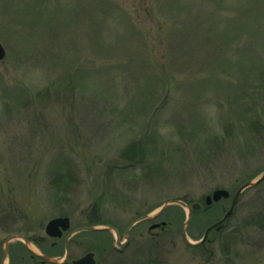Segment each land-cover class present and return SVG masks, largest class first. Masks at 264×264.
I'll list each match as a JSON object with an SVG mask.
<instances>
[{
	"label": "rangeland",
	"instance_id": "rangeland-1",
	"mask_svg": "<svg viewBox=\"0 0 264 264\" xmlns=\"http://www.w3.org/2000/svg\"><path fill=\"white\" fill-rule=\"evenodd\" d=\"M0 44V264L11 235L61 262L74 230L124 243L171 201L201 204L196 242L264 171V0H0ZM218 189L230 198L206 208ZM186 216L171 204L122 248L76 233L69 259L264 264V181L205 248L185 242ZM8 250L5 264H38L22 241Z\"/></svg>",
	"mask_w": 264,
	"mask_h": 264
},
{
	"label": "water",
	"instance_id": "water-1",
	"mask_svg": "<svg viewBox=\"0 0 264 264\" xmlns=\"http://www.w3.org/2000/svg\"><path fill=\"white\" fill-rule=\"evenodd\" d=\"M5 55H6L5 49L0 44V61H2L5 58ZM263 181H264V171L262 172V174L257 179H255L253 181H248L245 184H243L242 186H240L232 198L230 207L226 210V212L224 213L222 218L219 221H217L214 224L207 227L206 230L204 231L202 238L198 242L191 243L189 241L187 234H186V227L190 221L192 212L194 210H198L200 208V204H193L191 206H186L184 203L179 202V201H176V202L171 201V202H167V203L163 204L154 216L144 215V216L136 219L126 229V231L124 233V238L126 239V241L129 240V237L127 235L129 233V231L131 230V228L133 226H135L137 223L142 222V221H147V220L148 221L153 220L155 217H157L159 214H161L167 206H169L171 204H178L179 206L185 207L187 209V216H186V220H185V223H184L183 229H182V234L184 236L185 242L192 247H198V246L204 245L206 243V241L208 240L210 233L212 231H217V232L220 231L222 229L224 223L232 216L241 194L248 188L258 186ZM229 198H230V193L227 190L218 189V190L213 191L211 194L207 195L205 197L204 203L207 207H209L214 203H219L221 200H226ZM161 226H165V223H162L161 225L160 224L152 225L149 228V230L157 229ZM69 229H70V219L68 217H63V218H55V219L51 220L50 222H48V224L46 225V228H45V232L51 238H59L62 236L63 232H67ZM101 230L114 231V229L112 227L98 228V227H87L86 226V227H81V228L76 229L72 234H70L66 238L65 259H68V242L74 233H79V232H83V231L93 232V231H101ZM14 240H22L26 244V246L29 245L28 240L23 236L12 235V236H9L8 238H6L4 240V248L2 251V264H5V262H6V259L8 256V245H9V243L14 241ZM116 245L119 248H122V247H124V245H126V243L121 244L119 242V236H118L117 232H116ZM32 253L34 256L41 258L44 261L56 262L54 259H51L48 256L36 254L33 251H32ZM95 263H96V261L94 259L93 253H87L85 256L72 261V264H95Z\"/></svg>",
	"mask_w": 264,
	"mask_h": 264
},
{
	"label": "flooded vegetation",
	"instance_id": "flooded-vegetation-1",
	"mask_svg": "<svg viewBox=\"0 0 264 264\" xmlns=\"http://www.w3.org/2000/svg\"><path fill=\"white\" fill-rule=\"evenodd\" d=\"M63 234H64V233H63ZM63 234H62L61 237L56 238L55 240H60V239L63 237ZM67 237H68V236H66V237L64 238V250L66 249V238H67ZM52 239H54V238H52ZM28 241H29V240H28ZM56 245H57L56 242H53V243H52V246H53V247H55ZM27 249H28V251H29V253H30V259H31V260H35L36 262H38V264H72V262H71L72 260H70L69 257H68V259H65V253H64V255H63V258H59V257H58L60 260L62 259L61 262L58 261L57 256L55 257V256H50V255H47V254L39 253V254H41V255L48 256L49 258L54 259V260L56 261V262H49V261H44L43 259L34 256L33 253H32V250H30L29 248H27ZM33 252H34V251H33ZM34 253H35V252H34ZM8 254H9V253H8ZM1 264H2V253H1Z\"/></svg>",
	"mask_w": 264,
	"mask_h": 264
}]
</instances>
